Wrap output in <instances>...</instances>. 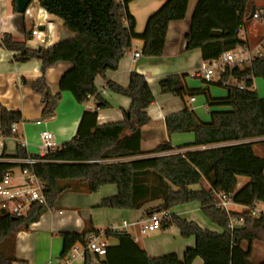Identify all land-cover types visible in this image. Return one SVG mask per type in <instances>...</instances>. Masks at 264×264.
<instances>
[{
  "label": "trees",
  "instance_id": "16d2710c",
  "mask_svg": "<svg viewBox=\"0 0 264 264\" xmlns=\"http://www.w3.org/2000/svg\"><path fill=\"white\" fill-rule=\"evenodd\" d=\"M132 0H31L48 15L59 19L63 27L74 36L48 48L29 49L17 43L9 34H3L0 47L15 53L14 61L20 64L37 61L41 64V77L31 84V89L41 96L43 117H52L61 93H69L77 104L94 99V108L85 111L79 121L75 136L44 156H30L18 144L16 155H0V182L14 169L33 173L43 185L48 207L32 205L25 218H14L0 212V264L22 263L16 256V236L25 227L36 223L43 212L52 209L66 193L95 194L101 187L114 185L115 196L103 199L100 209L136 211L159 202L146 211H166L189 204H198L205 218L221 233L201 228L193 221L170 215L161 224V231L176 228L182 238L194 237L195 247L187 249L180 260L176 255L151 258L122 231L108 229L106 238H114L117 245L106 249L99 264H192L199 258L202 264H255L251 260L254 244L264 245V215L252 217L250 213H232L243 217L244 225L231 231L229 218L216 207L215 195L232 196L238 206L253 209L264 205V157L253 152L250 140L264 138V99L252 88L253 79H264V55L252 61L245 69L226 68L217 86L226 91L223 98H212L208 89H189L186 75H170L159 83L160 92L179 98L184 109L178 115L165 119L168 137L191 133V144L173 148L163 142L153 151H141V129L150 123L146 109L154 103L151 90L142 75L131 73L129 85L122 88L106 78V73L118 69L120 60L132 49L134 41L143 43L141 55L146 58L161 57L164 51L168 24L183 20L189 0H166L152 14L143 33L135 32V22L128 11ZM255 0H198L194 8L186 49L199 50L201 59L209 62L236 47L248 46L240 39L239 31L247 21V11ZM16 9V0L13 1ZM59 63H69L71 68L60 78L59 93L52 95L45 81V73ZM105 81V89L130 100L123 112V121L97 124L99 110L109 108L102 99L96 78ZM244 81L245 89L230 86L229 80ZM203 96L212 110L209 122H203L190 110L185 98ZM18 111L0 106V136L14 138L13 125L20 124ZM259 144L264 150V140ZM208 146H216L207 148ZM205 148L203 150L173 153L177 149ZM166 154V155H165ZM37 160L33 165L10 163L7 159ZM238 178L248 182L238 187ZM1 211V210H0ZM80 233H60L65 257L76 244H85L90 233H97L91 223ZM243 244L247 245L243 249ZM84 264H92L86 254ZM257 264H264V260Z\"/></svg>",
  "mask_w": 264,
  "mask_h": 264
},
{
  "label": "crops",
  "instance_id": "0c3cea01",
  "mask_svg": "<svg viewBox=\"0 0 264 264\" xmlns=\"http://www.w3.org/2000/svg\"><path fill=\"white\" fill-rule=\"evenodd\" d=\"M14 0H0V41L3 34H9L17 43H25L29 49H38L27 45L30 38L29 31L33 24L44 27L48 21L51 34L48 37V44L43 48H48L57 42L68 40L74 36L63 27L62 22L48 15L41 9L37 2H32L28 9V15H22L20 20L16 10L13 8ZM166 0H132L128 4V11L135 22V32L143 33L148 18L160 9ZM198 0H189L186 14L183 20L173 21L168 24L164 51L161 57L146 58L141 55L143 43L134 41L132 49L128 51L120 60L118 69L114 72L106 73V78L122 88L129 85L131 73L142 75L154 97V103L146 109V114L150 123L141 129V151L148 153L153 151L163 142H169L173 148L191 144L194 137L191 133L174 134L168 137L165 127V119L178 115L184 109L183 102L171 95H164L160 92L159 83L170 75H186L185 85L189 89H208L212 98H223L226 91L217 86L206 85L201 79L192 77L199 70L204 62L201 59L199 50L188 51L186 49L185 37L190 29L191 17ZM254 11H260L264 19V0H255L248 9L245 26L239 31V37L245 41L251 49H256L264 41V22L249 19ZM38 16V18H37ZM137 52L140 57L133 58V53ZM13 52H8L0 47V106L9 111H18L22 116V122L16 125L14 138L3 139L0 136V155L5 149L7 156L16 155V146L26 143L25 152L30 156H37L38 138L42 131H50L54 136L55 148L70 141L76 134L79 121L85 111L93 110V101L85 104H77L69 93H61L59 102L56 105L52 117H43L44 105L41 96L31 89V84L41 77V64L37 61L20 64L14 61ZM71 68L69 63H59L49 68L45 73V81L52 95L59 93L58 83L61 76ZM95 85L102 99L109 105L108 109L99 110L97 113V124L104 125L123 121V112H127L130 107V100L126 97L113 94L105 89V81L100 77L96 78ZM230 86H234V81H229ZM260 99H264V80L253 79L252 88ZM185 103L190 110H193L203 122H209V113L212 110L206 105L205 98L198 96L194 102L190 98H185ZM264 140L255 139L253 142V152L256 156L263 158L264 150L259 144ZM216 146H208L213 148ZM205 148L175 149L174 153H184L186 151L203 150ZM166 155V154H165ZM10 163H18L19 159H7ZM16 170V169H14ZM14 170L12 171L15 176ZM21 172V170H20ZM20 177H18V180ZM244 178H238V187L248 182ZM116 187H101L95 194L88 193H66L59 198L52 209H49L40 216L36 223H33L18 232L16 236V256L25 264H58L62 252V239L60 233H80L91 227L98 232L104 233L111 229L129 234L134 242L146 252L151 258H160L168 255H176L180 260L187 249L195 247L194 237L182 238L176 228L168 231H155L141 234L139 224L147 217L146 211L159 205V202L151 203L136 211H114L100 209L99 205L103 199L115 196ZM196 208L188 210V206H180L169 212L182 219L193 221L203 229L221 233V230L211 228L204 221H199L194 213L200 210L198 204ZM258 209L264 210V205L259 204ZM109 210V211H108ZM232 213L240 214V206L231 208ZM107 212V213H106ZM116 220H121L119 225L114 226ZM130 225L124 228L122 223ZM109 246L117 245L114 238H106ZM247 245L243 244V249ZM252 257L257 260L253 262ZM92 264H99L103 257H92ZM251 260L257 264L264 260V245L254 244L252 247ZM16 264V263H15ZM72 264H84L83 260H76ZM192 264H202L201 259L196 258Z\"/></svg>",
  "mask_w": 264,
  "mask_h": 264
},
{
  "label": "built area",
  "instance_id": "2783aa9c",
  "mask_svg": "<svg viewBox=\"0 0 264 264\" xmlns=\"http://www.w3.org/2000/svg\"><path fill=\"white\" fill-rule=\"evenodd\" d=\"M28 12L29 9H27L24 14L28 15ZM252 19L264 22L260 11H255L253 13ZM48 23L50 22L48 21ZM48 23L43 26V30L40 29V25L33 24L29 31L30 38L27 41L28 46L35 48H43L47 46L48 37L51 34V29L49 28ZM263 55L264 41L256 49H251L248 46L236 47L228 52L222 53L220 57L215 60L203 62L199 70H197L192 75V77L199 78L206 84L218 82L226 68L245 69L251 66L252 61L255 58L261 57ZM139 57V53H133L134 59ZM234 87H237L240 90L246 88L244 81L241 83H236L234 81ZM89 101H93L94 103V99L92 97H89ZM190 102H194V98H190ZM11 132L13 134L16 133V125L12 126ZM20 145L25 148L26 143H20ZM37 148L38 157H44L56 149L54 144V136L50 131L45 130L39 134ZM36 162L37 160L35 159L27 158L24 160H19L18 163L33 165ZM21 175L22 176L19 179L21 183L19 184L16 183L18 178H15L12 172L6 173L0 182V210H5V213L8 212L14 218L27 217L32 205H36L41 208L48 207L47 199L43 194L42 183L33 173L28 171H21ZM215 202L216 207L227 214L229 218V229L231 231L244 225L243 217H235L232 215L231 208L238 205L233 202L231 195L218 193L215 195ZM258 206L259 204H255L253 209L240 206L242 209L240 214L248 211L252 217L264 215V210L258 209ZM169 216L170 214L166 211L153 212L139 224L140 233L144 235L159 231L161 229L162 222L168 219ZM122 226L126 228L135 225H130L126 222H123ZM107 248L108 242L104 236V233H90L86 236L84 245L76 244L65 257L59 259L58 264H72L76 260H84L86 254L92 257H103L106 254Z\"/></svg>",
  "mask_w": 264,
  "mask_h": 264
},
{
  "label": "rangeland",
  "instance_id": "374dc122",
  "mask_svg": "<svg viewBox=\"0 0 264 264\" xmlns=\"http://www.w3.org/2000/svg\"><path fill=\"white\" fill-rule=\"evenodd\" d=\"M17 15V17L21 20L22 19V15H19V14H16ZM258 79H261V78H258ZM261 80H264V79H261ZM14 172H15V178H18V177H21L22 175H21V172H20V169H16V170H14ZM243 181H245V182H247V179L246 178H244L243 179ZM16 183L17 184H19V183H21V181L20 180H17L16 181ZM112 185H107L106 187H111ZM105 187V186H104ZM185 206H188L189 208H187L188 210L190 209V210H192L193 208H196V206H194V204H189V205H185ZM109 210H111V209H109ZM108 210V211H109ZM114 211H119V210H114ZM107 213V212H106ZM194 216L197 218V219H199V221H204V223H206L208 226H210L211 228H216L213 224H211L206 218H205V216L202 214V212L200 211V210H198V211H196L195 213H194ZM119 222H121V220H116L114 223H113V225L114 226H117V225H119ZM171 229H173V228H171ZM171 229H169L168 230V232H170L171 231ZM186 239V238H185ZM252 260H253V262L254 261H256L257 259L255 258V257H252ZM16 264H22V263H16Z\"/></svg>",
  "mask_w": 264,
  "mask_h": 264
},
{
  "label": "water",
  "instance_id": "95a60500",
  "mask_svg": "<svg viewBox=\"0 0 264 264\" xmlns=\"http://www.w3.org/2000/svg\"><path fill=\"white\" fill-rule=\"evenodd\" d=\"M31 0H16V13L19 15H24L25 11L28 9ZM254 9H252V14L250 15L249 19H252ZM43 30V28H41ZM1 214H5V210L0 211Z\"/></svg>",
  "mask_w": 264,
  "mask_h": 264
}]
</instances>
